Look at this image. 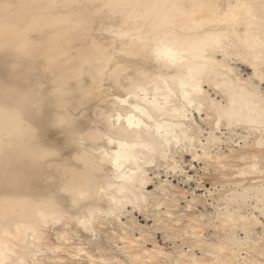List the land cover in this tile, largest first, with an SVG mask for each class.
<instances>
[{"label":"snow or ice","instance_id":"6c2138e0","mask_svg":"<svg viewBox=\"0 0 264 264\" xmlns=\"http://www.w3.org/2000/svg\"><path fill=\"white\" fill-rule=\"evenodd\" d=\"M135 6L183 9L187 19L179 27L154 24L138 28L134 34L126 19L113 17L111 10L116 5L112 0H88L68 5L82 12L73 25L81 44L80 55L75 57L81 68L67 74L61 70L60 56L40 55L46 63L32 107L34 114L42 116L52 136L62 137L41 156L56 164L64 154L79 150L88 154L91 168L86 175L71 174L69 178L71 170L64 165L52 174L60 182L59 191L32 206L30 224L17 223L15 228L0 225V264H137L135 260L114 259L103 251L109 246L104 243L100 228L107 221L97 213V200L103 197L115 205L117 201L110 189L127 186L114 185V180H130L137 194L133 207L139 204L142 210L148 208L150 219L157 221L154 243L159 242L160 236L183 238L185 233L199 238L200 217L191 209L198 208L201 201L199 192L194 190L207 196L213 183L219 189L215 174L239 159L248 165L247 169L236 166L241 177L256 173L257 168L261 177L259 203L255 214L249 213L251 224L259 225V259L244 260L242 264H264V0L258 4L246 0H202L190 5L175 0ZM7 7V0H0V8ZM47 7L65 5L49 0ZM197 8L206 9L207 13H197ZM253 9L258 10L256 15ZM255 28L259 35L253 31ZM194 61L201 62L195 65L199 72H194ZM234 62L250 64L254 71L246 82L253 102L249 105L250 115L243 120L212 99L213 94L219 95L213 89L220 86L212 75L225 80L231 75L235 81L231 67ZM81 71L91 77V87L69 88V80L79 82ZM49 78L51 86L47 83ZM43 88L49 89L46 95L41 94ZM98 91H104L107 100L92 113L88 98H94ZM73 95L79 98L69 99ZM86 109L89 115L82 118ZM201 119L207 124H201ZM242 122L254 125L248 129L250 135L259 132V140L252 136L248 145L251 151L234 147V141L222 131ZM197 139L207 142L198 144ZM185 153H190L185 159L192 161L194 169L181 159ZM257 159L258 165L253 163ZM148 165L151 168L145 172ZM158 165L160 179L155 177ZM146 185L150 191H145ZM123 203L127 201H122L121 206ZM231 208V202L225 200L224 206L213 213L210 224L217 229L226 227L233 217ZM107 214L115 217L119 212ZM126 227L135 225L129 222ZM237 235L243 239H237ZM211 236L209 231L203 241ZM247 238L248 230L226 234L233 246ZM191 243L195 245V241ZM224 250L213 239L202 251L215 259L207 260L203 255L193 258L190 249L187 260L164 264H229L221 257Z\"/></svg>","mask_w":264,"mask_h":264},{"label":"bare ground","instance_id":"6f19581e","mask_svg":"<svg viewBox=\"0 0 264 264\" xmlns=\"http://www.w3.org/2000/svg\"><path fill=\"white\" fill-rule=\"evenodd\" d=\"M87 2L88 0H57V3L65 5V7L52 9L47 7L49 0H7L8 7L6 9L0 8V225L7 224L15 228L17 223L30 224L33 215L32 206L49 197H54L59 191L58 185L60 182L54 180L52 174L57 170H61L64 165H69L71 170L69 178H71V174L86 175L91 168L88 154L79 150L72 151L71 155L64 154L62 160L56 164L50 163L48 159L41 156L43 151L56 145V141L62 139V137L57 135L54 138L45 127L42 116L34 114L32 107L37 84L44 75L42 66L46 63V60H40L41 54L60 56L61 70L67 74L74 73L81 68L78 60L75 59L80 55L81 44L73 25L81 18L82 12L79 8L68 7V5ZM112 2L116 5L111 10L113 17L115 19H126L129 30L134 34L138 28L146 29L154 24L170 23L179 27L187 19L183 9L140 8L135 6L137 4H167L175 2V0H112ZM179 2L190 5L200 3L202 0H179ZM241 2H245V0H241ZM246 2L258 4L259 0H246ZM195 11L197 13H207L206 9L197 8ZM257 12V9L252 10L253 15H256ZM253 23L256 24L258 21H253ZM253 31L259 35L258 28L253 29ZM128 42L131 43L132 41L129 39ZM61 53L64 55L61 56ZM200 63V61H194V72L200 71L195 67ZM239 66L251 73L243 75L242 71L239 70ZM231 67L232 74L237 77L235 81L231 79V75L228 76L227 80L223 76L212 75L214 80H219L220 85L217 89H213V92L218 91L219 95L213 94L212 99L223 103L227 111L243 120L245 116L250 115L249 105L253 102L246 82L254 76V71L250 64H240L239 62H234ZM204 74L208 75L209 73L205 70ZM47 75L51 76V74ZM47 83L49 86L52 85L51 78L48 79ZM68 83L69 88H73V86L75 88H90L92 79L81 71L79 82L69 80ZM102 87L104 86L102 85ZM256 90L259 91L258 85ZM48 91V88H43L41 94L46 95ZM78 98L75 95L69 97L73 100ZM106 100L107 96L104 91L96 92L94 98L89 97L88 106L91 108V112L95 113L97 106L102 107ZM44 102L47 103L46 100ZM88 115L89 112L86 109L81 117L86 118ZM200 123L207 124L203 119L200 120ZM251 127H254V125L242 122L231 129H222V131H225V135L229 140L234 141V147H240L241 151H251L248 145L251 144L252 136H255L257 141L259 140L258 131L249 134L248 129ZM29 129L32 131L29 132ZM206 142L197 139L198 144ZM258 150L257 148L256 151ZM64 151L65 153L68 151L67 142H65ZM188 155L190 153H185L181 159L184 161V158ZM184 163L187 164L186 161ZM253 163L258 165L259 160L257 159ZM188 165L193 169L195 167L191 160L188 161ZM232 165V167L226 166L218 173L219 180H222H220V191H225L224 197L220 198L218 203L223 202L224 205L225 200L231 202L232 208L230 211H233V217L227 225L232 227L231 230L237 227H241L243 232L248 230V238L243 243L234 246L230 245L226 238L220 241L217 240V242L222 244L224 249H229L227 255H224V252L221 253L224 260H227L229 264H232L233 261H239L242 264L244 260H247V252L246 257H242L245 254L242 251L261 247L260 236L252 234L257 225L253 226L251 224L249 213L247 215L242 213L243 207L247 206L246 208H249L250 213L255 214L259 203L261 177L258 168L256 173L241 177L235 169L237 165L247 169L248 165L242 159L233 160ZM150 168L151 165H148L145 172ZM160 171L158 165L155 170L157 179H160ZM164 172L165 177H167V170L164 169ZM113 184L127 186L110 189L113 198L117 201L115 205H112L103 197L99 198L97 200V213L111 220L114 228L109 225L113 228V234L117 229L121 235H124L119 236V239L125 244L127 243L125 241L126 236L131 231L133 232V228L126 227L128 221L124 222V219L126 218L132 223L135 221L133 213L139 212L148 215L149 209L144 208L142 210L139 204L133 207L137 194L130 180L127 182L114 180ZM173 187L175 188L174 185ZM148 189L146 185L145 191H149ZM208 192L213 195L211 191ZM181 199H184V197H181ZM122 201H127V203H123L121 206ZM251 201L255 204H248ZM142 202L143 198L141 197ZM210 205L216 211L222 207L220 203ZM178 206L179 203H177L176 209ZM193 209L196 208H192L191 211ZM113 210L119 212V215L112 217L107 214ZM156 211L159 212L160 209H156ZM199 217L202 219L204 215L202 214ZM113 219H115V223L112 222ZM155 223H157L156 220ZM185 234L195 240L196 244L192 248L207 247L210 244L203 241L202 238ZM237 239L243 238L238 236ZM141 240L144 241L145 238H136L137 242ZM125 248V246H120L118 249L122 251ZM159 251H146L147 256L144 257L142 255H126V257L130 261L135 260L137 262V260L144 258L148 259L149 262L155 254H160ZM191 255L193 258L198 259L195 254L192 253ZM210 257L216 258L214 256ZM181 258L188 259V254L182 253Z\"/></svg>","mask_w":264,"mask_h":264},{"label":"rangeland","instance_id":"374dc122","mask_svg":"<svg viewBox=\"0 0 264 264\" xmlns=\"http://www.w3.org/2000/svg\"><path fill=\"white\" fill-rule=\"evenodd\" d=\"M239 70H240V72L242 71L243 75H245V74L247 75V74L251 73L250 71H248L245 68L240 67V66H239ZM184 161H186V163L188 164V161H190V159L184 158ZM215 175L217 176V179H218L219 184H220L222 180L221 179H220L221 181L219 180L218 173H216ZM226 189H228V188L226 187ZM148 190L150 191V189H148ZM220 190H221V187L219 186V189H217V185L215 183H213L207 190V192L211 191L213 195H210V193L208 192L207 196H205L203 191H201L199 189L194 190V191L199 192V198H200L201 202L199 203L198 208L193 209V212L197 213L198 216H200L202 214L204 215V218L200 219V221H201L200 226L202 228V231L200 232L199 238H202V240H203V237L206 236L209 233V231H211L212 236L207 241L209 243H211V241L213 239H215L216 241L217 240L220 241V240L225 239L226 234L228 232H230L234 235H236L238 233H244L241 230V227H237L236 229L231 230L230 228H232V227L229 225H226V227H220L219 229H217L214 225L210 224L209 220L212 217L213 213L216 212V209L213 206H211L210 204L218 205L220 203V205H222V207L224 206L223 202L218 203V200L220 198L224 197L223 194L225 192V191H220ZM248 204L254 205L255 202L253 203V201H251V202H248ZM179 207H180V205L178 206L177 209H179ZM246 207L247 206H244L242 209V213L245 215L250 213V211L248 210L249 208H246ZM133 216L135 218V221H133L132 223L135 225V227L133 228V232L131 231L126 236L125 241L127 243H125V244H123V242L119 239V236H124V235H121V233L117 229L115 230V234H113L112 229L114 228V225L111 224V220H109V218L102 217L105 221H107V224L100 228V233L103 236L104 243L109 246L108 248H105L103 250L105 252V254L111 255L112 258L115 257V258H117V260H128L126 255H142V257H144V256H147L145 254L146 251H152V250L159 251L160 250L159 251L160 254H155L154 257L151 259V261L148 262L147 261L148 259L143 258V259L137 260V264H164V262H166V261L171 262L174 260H180V261L187 260V258H181V255H182V253L189 254L190 249H191V254L192 253L195 254L198 259L201 257V255H203L204 258L207 260L213 259L212 257L206 256V254L203 253V251H202V248H204L203 246H198V247L192 248L191 242H193L195 240L187 237L186 234L184 235L183 238L176 236V237H169V238L165 239L164 236H160L159 242L154 243V241H156V234L155 233H156V229H157V223H155V219H150L149 214L144 215V214H141L139 212L133 213ZM105 218L108 220H106ZM125 221L126 222L128 221V223H129V220L126 218L124 219V222ZM109 224L112 225L113 228H111L112 226H110ZM205 224H208L209 227H205L204 226ZM57 227H59V225H57ZM258 227H259V225H257L253 230L254 233H252V234L254 236H260V232L257 231ZM52 231H53V235H55V230L53 229ZM217 233H219V235H217ZM141 235H143V236H141ZM238 236L239 235H237V237ZM254 236H251V237H254ZM137 237L145 238V240H144L145 242L142 240L137 242L136 241ZM239 237L243 238L242 236H239ZM117 242H119V243H117ZM186 244H188L189 247H186L185 246ZM195 244H196V242H195ZM120 246H125L126 247L125 250L121 251L120 249H118ZM260 248L261 247L254 248V249H250V248L246 249V250L242 251L245 253V254H243L242 257H244V256L246 257V252H247V260L251 259V257H252V259H259L258 253H259ZM228 252H229V249L226 248L224 250L223 254L227 255ZM97 258L99 259L100 257L98 256Z\"/></svg>","mask_w":264,"mask_h":264}]
</instances>
